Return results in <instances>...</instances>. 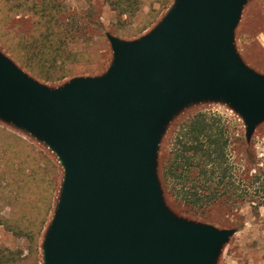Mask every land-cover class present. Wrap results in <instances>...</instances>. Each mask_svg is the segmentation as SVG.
<instances>
[{
  "label": "water",
  "instance_id": "1",
  "mask_svg": "<svg viewBox=\"0 0 264 264\" xmlns=\"http://www.w3.org/2000/svg\"><path fill=\"white\" fill-rule=\"evenodd\" d=\"M247 0H174L145 35L110 34L97 77L48 89L0 53V120L57 157L61 190L42 264H214L234 233L189 223L165 207L156 150L168 120L198 101L264 120V77L247 68L233 32Z\"/></svg>",
  "mask_w": 264,
  "mask_h": 264
},
{
  "label": "rangeland",
  "instance_id": "2",
  "mask_svg": "<svg viewBox=\"0 0 264 264\" xmlns=\"http://www.w3.org/2000/svg\"><path fill=\"white\" fill-rule=\"evenodd\" d=\"M64 7L62 22L67 28L84 27L82 33L95 36L94 43L79 44L75 50L86 53L79 62L68 66L69 73L56 83H47L25 72L0 46V53L12 60L18 68L33 78L42 86L55 90L63 87L74 78L97 77L106 71L112 60L110 44L104 33L110 34L122 40H134L148 33L165 14L172 0H135L138 8L134 11L124 12L117 7L118 0H59ZM0 4V44L13 42L14 38L22 33H29L34 27L29 15L14 14L13 11L1 13ZM126 10L125 8H122ZM9 18L11 21H5ZM14 22H13V21ZM99 25H102L104 33H100ZM13 37V39H11ZM234 48L243 64L258 75L264 77V0H249L244 5L240 20L234 32ZM85 55V56H84ZM217 114L227 121L232 133V148L234 150L232 161L239 169L242 179L249 178L256 170H264V120L256 125L249 138H246L245 124L239 113L229 104L221 101H198L185 105L179 109L167 122L160 136L156 150V177L160 187L161 197L166 209L177 219L210 226L216 230L232 229L234 233L224 243L216 256L214 264H264V207L253 209L248 204H242L239 208L232 203L197 207L187 204L172 195L174 181L168 173L163 175L170 166L176 150V137L180 126L189 121L197 113ZM0 142L7 141L5 133L21 137L38 150L45 153L55 165L56 175L48 167V175L43 178V173L37 174L38 190L45 195L50 180L54 178L52 185V204L46 215L44 226L37 240L36 252L29 241L17 236L10 230L0 225V249L19 250L23 260L19 264H42L41 245L44 236L51 224L56 205L58 203L63 170L58 163L56 155L43 143L25 131L0 120ZM249 150L254 159L249 164L246 151ZM18 161H15L17 166ZM26 172L29 164L25 165ZM4 168V162L0 160V170ZM165 169V170H163ZM242 173V175H241ZM8 174V173H7ZM7 174H5L7 176ZM4 172L0 171V185L4 186ZM9 176V175H8ZM247 181V179H246ZM178 188L179 186L176 185ZM1 190V188H0ZM176 190V189H175ZM25 192L26 195L29 191ZM20 193V194H21ZM27 199H20L19 206ZM29 208L28 204L24 205ZM237 208V209H236ZM239 210L236 215L232 210ZM29 211V210H28ZM26 213L27 221L23 225L37 223L33 215ZM10 206L0 201V216L8 217ZM41 215L39 216L40 219ZM18 216L15 215L14 219ZM16 223V222H15Z\"/></svg>",
  "mask_w": 264,
  "mask_h": 264
},
{
  "label": "trees",
  "instance_id": "3",
  "mask_svg": "<svg viewBox=\"0 0 264 264\" xmlns=\"http://www.w3.org/2000/svg\"><path fill=\"white\" fill-rule=\"evenodd\" d=\"M117 3L122 13L138 8L135 0H118ZM0 4L1 13L13 11L14 14L31 17L34 27L28 34L22 33L14 39L11 37L13 42L5 44L2 41L0 46L20 68L41 81L56 83L64 78L69 73L68 66L86 55L75 50V46L95 41V36L82 33L84 27L67 28L63 25L64 7L59 0H0ZM125 7L126 10L122 9ZM8 20L11 21L5 19L6 22ZM99 28L97 37L104 33L102 25ZM226 123L217 114L200 112L182 124L170 166L161 174L168 173L174 181L172 195L193 206L231 202L237 208L242 204H248L253 209L264 207V170H256L246 178L247 181L240 177L239 169L231 158L234 152L232 133ZM5 135L8 140L0 142V160L4 162L0 171L4 175L8 173L4 176L8 179L4 186L0 185V201L10 206V214L8 217L0 216V225L26 238L36 252L37 240L52 204V185L54 188V178L50 180L49 177L47 194L37 192V174L42 172L45 178L48 167L53 174L56 168L45 153L21 137L9 133ZM245 155L248 163L252 164L251 152L247 150ZM15 161H18L17 166H14ZM26 164H29L28 172L24 168ZM24 190L29 194L21 193ZM23 198L27 200L20 207L18 203ZM27 204L29 208L24 206ZM28 210L37 223L23 225L28 220L25 213ZM238 212L235 210L232 213L238 215ZM15 215L17 219H14ZM22 260L19 250L0 249V264H19Z\"/></svg>",
  "mask_w": 264,
  "mask_h": 264
},
{
  "label": "crops",
  "instance_id": "4",
  "mask_svg": "<svg viewBox=\"0 0 264 264\" xmlns=\"http://www.w3.org/2000/svg\"><path fill=\"white\" fill-rule=\"evenodd\" d=\"M248 1H249V0H247L246 3H247ZM173 2H174V0L171 1V4H170V6L168 7L167 11H168L169 8L172 6ZM246 3H245L244 5H246ZM244 5H243L242 8H241L238 22H239V20H240L241 12H242V9H243ZM167 11L165 12V14L167 13ZM165 14H164V15H165ZM164 15H163V16H164ZM163 16L161 17V19L163 18ZM161 19H160V20H161ZM160 20H159V21H160ZM159 21H158V22H159ZM238 22H237V25H238ZM156 25H157V24H156ZM156 25H155V26H156ZM237 25H236V27H237ZM155 26H154V27H155ZM154 27H153V28H154ZM236 27H235V28H236ZM153 28H152V29H153ZM152 29H151V30H152ZM234 32H235V29H234ZM234 32H233V44H234ZM106 34H110V33H109V32H105L104 35H106ZM110 35H112V34H110ZM113 36H114V35H113ZM115 37H116V36H115ZM105 38H106V37H105ZM119 39H120V38H119ZM137 39H138V38H137ZM121 40H122V39H121ZM134 40H135V39H134ZM124 41H128V40H124ZM130 41H132V40H130ZM234 47H235V46H234ZM110 49H111V48H110ZM111 53H112V51H111Z\"/></svg>",
  "mask_w": 264,
  "mask_h": 264
}]
</instances>
